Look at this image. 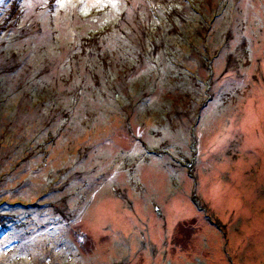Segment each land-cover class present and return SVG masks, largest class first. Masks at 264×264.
Here are the masks:
<instances>
[{
  "label": "rangeland",
  "instance_id": "obj_1",
  "mask_svg": "<svg viewBox=\"0 0 264 264\" xmlns=\"http://www.w3.org/2000/svg\"><path fill=\"white\" fill-rule=\"evenodd\" d=\"M102 1L0 0V264H264V0Z\"/></svg>",
  "mask_w": 264,
  "mask_h": 264
},
{
  "label": "trees",
  "instance_id": "obj_2",
  "mask_svg": "<svg viewBox=\"0 0 264 264\" xmlns=\"http://www.w3.org/2000/svg\"><path fill=\"white\" fill-rule=\"evenodd\" d=\"M185 1H188V0H185ZM230 0H226V3H225V6L226 5H229L230 4V2H229ZM102 3H103V6H105V4L106 5H108V4H111V8H113L114 6L113 5H115V0H104V1H102ZM150 3H151V5H150ZM168 4H170V2L168 1L166 4H164V5H167V7H165V6H163V5H159L158 3H156V2H154L153 0H151L150 2H149V7H150V9L152 10V9H154V11H152L153 12V15H154V17H153V20L151 21V23H150V25L149 26H147V28H149V29H151V28H155V22H157V23H159V24H161V25H163L164 27H165V25H168V26H170L171 28H175V26H174V24H173V22H170V20H169V17L172 15V9H170V7L168 6ZM162 8H165V9H167L168 11L167 12H162L161 11V9ZM224 10H222V12H223ZM220 15H221V13H220ZM176 19L175 20H178V21H181L182 22V19H181V17L177 14L176 15ZM105 26H108V24H110V20L107 18L106 20H105ZM165 24V25H164ZM152 30V29H151ZM89 35V34H88ZM91 35H89L88 37H90ZM162 36V35H161ZM124 38V37H123ZM162 40V37L159 39V40H157V38L153 41V43L151 44V45H149L150 47L149 48H151V49H155V48H159L160 47V41ZM151 49H149V50H151ZM170 68H172L173 70H174V68H173V65H171V67ZM37 93V92H36ZM66 120L65 121H63V123H62V125L61 126H59L58 127V129H55V128H53V127H49V128H47V132H49V133H47L46 135H47V137L45 138V140L44 141H35L34 143V145H32V148L34 149V150H36V151H38V157H42V159H43V162H45V159L47 158L46 157V155H44V150H45V148H47V146H49V145H54L55 144V142H56V140H57V138H56V136H57V134L59 133V132H61V131H63V130H65L66 129V124H67V122H69V118L67 117V118H65ZM57 131H59V132H57ZM50 137V138H49Z\"/></svg>",
  "mask_w": 264,
  "mask_h": 264
},
{
  "label": "snow or ice",
  "instance_id": "obj_3",
  "mask_svg": "<svg viewBox=\"0 0 264 264\" xmlns=\"http://www.w3.org/2000/svg\"><path fill=\"white\" fill-rule=\"evenodd\" d=\"M113 6H115V5H113Z\"/></svg>",
  "mask_w": 264,
  "mask_h": 264
}]
</instances>
